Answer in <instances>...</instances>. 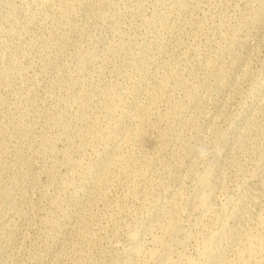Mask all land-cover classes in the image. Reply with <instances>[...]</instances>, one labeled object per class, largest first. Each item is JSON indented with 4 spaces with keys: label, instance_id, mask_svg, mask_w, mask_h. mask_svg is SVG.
<instances>
[{
    "label": "rangeland",
    "instance_id": "obj_1",
    "mask_svg": "<svg viewBox=\"0 0 264 264\" xmlns=\"http://www.w3.org/2000/svg\"><path fill=\"white\" fill-rule=\"evenodd\" d=\"M248 188L264 217V0H0V264H198Z\"/></svg>",
    "mask_w": 264,
    "mask_h": 264
},
{
    "label": "bare ground",
    "instance_id": "obj_2",
    "mask_svg": "<svg viewBox=\"0 0 264 264\" xmlns=\"http://www.w3.org/2000/svg\"><path fill=\"white\" fill-rule=\"evenodd\" d=\"M126 130L128 131V129H125V128L123 130L124 132L120 130L123 134L121 136V138L124 142L129 140L127 137V135L129 133H126L125 132ZM115 132H116V129H115ZM116 135H113L114 137L111 138V140L113 139L112 143H111L112 147H111V149H108V151H106L107 153L105 155L103 154L104 160L102 161V163L99 164V166L101 165V167L104 171L105 170L108 171V168L112 164L118 165L117 163L120 164V162L122 161V156H121V152H120L121 146H122L121 145L122 140L120 138H118ZM130 137L131 136H129V138ZM126 138H127V140H125ZM124 145L126 146L127 144L125 143ZM106 150H107V148H106ZM125 150H126V148H125ZM124 162H126V161H124ZM120 166H121V164H120ZM101 172H102V170H101ZM198 181H197L198 183L196 184L197 189L195 190V194L194 195L192 194L193 196L189 195L191 197H188L189 201L187 203L190 202V204L193 207L201 208L202 210H204L207 207H210L209 206V205H211V202H210L211 199L210 198L213 197L212 194H214V192H213L214 190L212 191L213 192L212 193L211 187H210L211 185H209L210 183L206 177H202ZM257 192H256V190H253V189L249 190V188H248V190L246 192H244V195H242V197L235 203V205L234 206L232 205L233 207H232V209H230L231 210L230 214L228 216V219L226 218L227 220L225 221V223L223 225L221 224L220 225L221 227L217 231L212 233L207 238L206 244H205L206 247H204L205 251L203 250L204 253L202 252V257H201L200 262L198 264H253L257 260V259L255 260V255L257 254V252L264 253V240H262V237L260 236L261 234L259 235V233L257 232L260 227L261 228L264 227V217H262L261 214L259 215V213L257 212V208H258L257 204L259 201V195ZM209 202H210V204H209ZM183 208L185 209V207H183ZM181 210L182 209H180V212H181ZM202 212L205 213L206 211H201V213ZM173 213H175V212H173ZM199 214H200V212H199ZM164 215L166 217V221L164 222V224L161 225V227H159V229L161 228V230H162L161 232H163V233L170 232L171 234L173 233L174 235H176L178 233L177 226H176L177 225L176 222L178 220L175 219L174 214L166 213ZM203 215H200V216L203 217ZM160 223H162V222H160ZM178 225H179V223H178ZM180 228L181 227H179V229ZM180 230H179V233L182 232ZM183 232L185 233V231H183ZM148 233H149V230H148ZM187 234H188V232H187ZM154 235H155V233H154ZM154 235H152L153 238L156 237ZM150 237H151V235H150ZM152 237H151V239H152ZM161 237L162 236H160V237L157 236V238L154 239V241L158 242L160 246H161V244H165L164 241H162ZM167 237H168V235L166 236V238ZM175 237L177 238V235ZM180 237H182V236H180ZM166 238H163V239H166ZM182 238H184V235ZM136 241H138L137 237H136ZM170 241H172V240H170ZM155 242H153V243H155ZM136 247H137V245H136ZM164 248H166V247H164ZM132 251L135 252V250H132ZM137 251H138V249H137Z\"/></svg>",
    "mask_w": 264,
    "mask_h": 264
}]
</instances>
